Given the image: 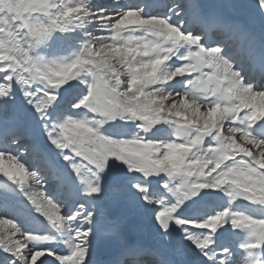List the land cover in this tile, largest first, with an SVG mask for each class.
<instances>
[{
    "label": "snow or ice",
    "instance_id": "snow-or-ice-1",
    "mask_svg": "<svg viewBox=\"0 0 264 264\" xmlns=\"http://www.w3.org/2000/svg\"><path fill=\"white\" fill-rule=\"evenodd\" d=\"M164 8L0 0V264H264V38Z\"/></svg>",
    "mask_w": 264,
    "mask_h": 264
},
{
    "label": "bare ground",
    "instance_id": "bare-ground-1",
    "mask_svg": "<svg viewBox=\"0 0 264 264\" xmlns=\"http://www.w3.org/2000/svg\"><path fill=\"white\" fill-rule=\"evenodd\" d=\"M107 1L109 2H112V0H102V2H106ZM176 1H179V0H176ZM120 2L122 4H136V1H128L126 2V0H120ZM188 3H191L193 2V0H188L187 1ZM194 2H198L200 5L203 6L204 10L206 12H220L222 13L223 15L233 19L231 16L240 11L239 13V20L243 23V27L247 29L248 32L252 33L255 37V39L257 40V42H259L262 38H264L263 35H256L254 33V24L253 23V18L248 16L247 15V11L246 9L243 10V9H235V8H232V7H223V5H226V4H231L233 2L235 3H244V4H247V3H251L252 0H194ZM219 2H221V8H218L219 6ZM153 10L156 9L157 5L153 4ZM237 21V20H235ZM239 23V21H237ZM240 24V23H239ZM234 51V50H233ZM36 142L38 144H40L41 148H43L44 150H49L48 149V145L46 144L47 141L46 139H42L40 138L39 136L36 137ZM21 145L24 146V145H29V141L27 139L25 140H21ZM47 145V146H46ZM31 151V149H30ZM34 154V152H33ZM51 155L53 154V152L50 153ZM29 157L31 156V153L29 152ZM36 156L38 157V155L36 154ZM33 164H34V160H33ZM0 203H2V196L3 194L5 193L6 189L4 187V178L0 177ZM36 186V185H35ZM103 207L105 208V210H110L112 212L113 215H115V207L114 206H111L109 207L106 206V205H103ZM117 214V213H116ZM136 235H138V237L142 240H144L145 242H151V236H150V230L147 226V224L145 223L144 226L137 232L135 233ZM233 236V239L234 240H238L239 239V236L238 234H231ZM104 245H108L110 247L109 251L111 252L112 251V245H111V242L110 241H107V240H102L99 247H98V253H97V257L96 259L99 260V257L101 255V251H102V248L104 247Z\"/></svg>",
    "mask_w": 264,
    "mask_h": 264
},
{
    "label": "rangeland",
    "instance_id": "rangeland-1",
    "mask_svg": "<svg viewBox=\"0 0 264 264\" xmlns=\"http://www.w3.org/2000/svg\"><path fill=\"white\" fill-rule=\"evenodd\" d=\"M124 1V0H123ZM128 1H131V0H126V2H128ZM133 1H136V3H143V1L144 0H133ZM181 2H187L186 0H180ZM104 3H106V2H104ZM107 3H110L109 1H107ZM218 8H221V2H219V6H218ZM243 10H245V9H243ZM245 12H247V15L248 16H250V17H252L253 18V23L252 24H254V33L256 34V35H263L264 36V28H262L261 27V22H260V19H259V17H257V16H255V15H252V14H250L248 11H245ZM239 13H240V11H238V12H236V13H234L231 17L234 19V20H237V21H239V23H240V25H243V23L239 20ZM53 154H54V152H53ZM37 159H36V165H37ZM36 165L34 164V167H36ZM33 167V170L35 169ZM36 186H35V183H33V188H35ZM106 204L105 205H112V204H110V203H107V202H105ZM112 206H114V205H112ZM115 207V213H118L119 215L121 214V212H122V209L121 208H119V207H116V206H114Z\"/></svg>",
    "mask_w": 264,
    "mask_h": 264
},
{
    "label": "water",
    "instance_id": "water-1",
    "mask_svg": "<svg viewBox=\"0 0 264 264\" xmlns=\"http://www.w3.org/2000/svg\"><path fill=\"white\" fill-rule=\"evenodd\" d=\"M105 250H106V248H105Z\"/></svg>",
    "mask_w": 264,
    "mask_h": 264
}]
</instances>
